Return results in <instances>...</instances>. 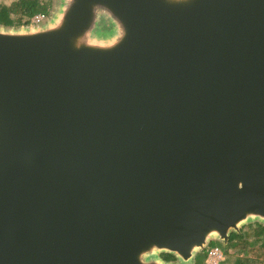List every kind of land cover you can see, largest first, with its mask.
<instances>
[{
	"label": "water",
	"instance_id": "water-1",
	"mask_svg": "<svg viewBox=\"0 0 264 264\" xmlns=\"http://www.w3.org/2000/svg\"><path fill=\"white\" fill-rule=\"evenodd\" d=\"M54 2L0 25V264H197L264 225V0Z\"/></svg>",
	"mask_w": 264,
	"mask_h": 264
},
{
	"label": "trees",
	"instance_id": "trees-1",
	"mask_svg": "<svg viewBox=\"0 0 264 264\" xmlns=\"http://www.w3.org/2000/svg\"><path fill=\"white\" fill-rule=\"evenodd\" d=\"M53 0H13L11 3L0 4V25L4 26H19L22 24H29V19L38 12L48 11L52 8ZM51 13V11H50ZM255 225V226H253ZM249 230L238 233H232L230 243H234L236 248H240L244 243L248 242L254 245L257 241L263 239L264 241V225L257 222L249 224ZM252 229V230H251ZM251 230V232H250ZM255 237L254 240L249 241V235ZM264 246V242L262 244ZM163 257L167 260L174 259V256L164 253ZM239 261V260H238Z\"/></svg>",
	"mask_w": 264,
	"mask_h": 264
},
{
	"label": "rangeland",
	"instance_id": "rangeland-1",
	"mask_svg": "<svg viewBox=\"0 0 264 264\" xmlns=\"http://www.w3.org/2000/svg\"><path fill=\"white\" fill-rule=\"evenodd\" d=\"M12 1L13 0H0V4L1 3L9 4ZM54 1L55 0H53L52 2L51 8H53V5L55 3ZM22 25L15 27H21ZM251 223L255 224L257 222H251ZM249 224L250 223L244 225L242 230L243 231L249 230L250 228L248 227ZM247 239L249 241H252L255 239V237L251 234L247 237ZM263 242H264L263 239L257 241L254 245H251L250 243L246 242L240 248H236L234 243H230V241L228 242V244L227 243L224 244V242L222 241L220 242L218 240H214L209 243V245L204 249V251H201L197 255V264H209L208 262H206V255L208 249L212 245L220 246L224 252V259L220 261L218 264H264V246L262 245Z\"/></svg>",
	"mask_w": 264,
	"mask_h": 264
},
{
	"label": "built area",
	"instance_id": "built-area-1",
	"mask_svg": "<svg viewBox=\"0 0 264 264\" xmlns=\"http://www.w3.org/2000/svg\"><path fill=\"white\" fill-rule=\"evenodd\" d=\"M51 10L38 12L34 14L30 19L28 23H40L44 21L50 14ZM224 259V252L222 248L218 245H212L206 255V262L209 264H218L220 261Z\"/></svg>",
	"mask_w": 264,
	"mask_h": 264
}]
</instances>
